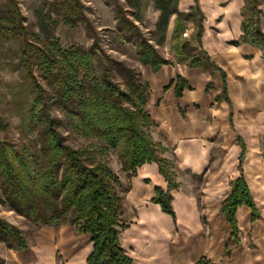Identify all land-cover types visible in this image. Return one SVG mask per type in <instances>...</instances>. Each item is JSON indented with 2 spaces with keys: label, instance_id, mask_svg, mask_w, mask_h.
Wrapping results in <instances>:
<instances>
[{
  "label": "trees",
  "instance_id": "obj_1",
  "mask_svg": "<svg viewBox=\"0 0 264 264\" xmlns=\"http://www.w3.org/2000/svg\"><path fill=\"white\" fill-rule=\"evenodd\" d=\"M153 1L158 16L151 38L137 24L144 18L148 0H124L128 9L118 1H110L116 9L117 38L135 45L137 60L155 69L171 62L156 45L165 43L170 19L176 15L175 55L192 56L191 63L196 66H214L208 53L181 39L187 23L192 22L197 27L194 37L200 41L204 28L200 6L181 11L179 0ZM254 1L246 0L242 8V41L259 46L264 52L252 21ZM38 20L43 38L37 33L33 36L44 46L37 47L25 40L15 54L30 80L22 126L32 133L29 142L18 144L2 137L10 130V122L0 113V203L27 218L35 227L68 224L77 232L91 234L93 251L87 264H131L132 259L120 242V233L129 225L124 218V185L108 159L98 154L116 151L121 171L128 178L143 164L157 162L168 189L157 188L153 201L175 217L171 193L177 187L175 164L163 157L168 149L152 136L155 123L147 110L150 85L139 68L113 58L98 41L90 47L66 48L58 40L51 41L50 27L60 20L71 26L88 21L79 1L60 20L41 8ZM4 24L18 27L15 17H0V37ZM31 52L35 53L36 62L32 61ZM35 64L49 89L37 78ZM50 104L63 111L73 131L97 140L98 144L94 148H78L68 143L59 129L60 119L50 112ZM241 204L252 207L254 217L258 215L243 176L234 181L223 207L234 232H237L236 211ZM0 242L14 249L28 246L23 230L2 216ZM0 264H5L1 257ZM196 264L212 263L202 258Z\"/></svg>",
  "mask_w": 264,
  "mask_h": 264
},
{
  "label": "crops",
  "instance_id": "obj_2",
  "mask_svg": "<svg viewBox=\"0 0 264 264\" xmlns=\"http://www.w3.org/2000/svg\"><path fill=\"white\" fill-rule=\"evenodd\" d=\"M245 3L178 1L181 11L200 6L201 39L194 37L192 22L185 39L208 53L214 66L193 65L192 56L179 58L173 49L163 54L171 62L157 69L135 65L150 85L152 136L168 149L163 157L175 164L177 187L171 191L173 217L153 201L157 188L168 189L157 162L143 164L130 178L116 170L127 188L122 195L129 225L120 242L131 264H196L202 258L212 264H264V52L242 41ZM175 20L173 15L167 30L172 43ZM241 176L258 215L239 205L234 232L223 207ZM23 232L24 249L0 242L5 264H87L93 251L91 234L68 224Z\"/></svg>",
  "mask_w": 264,
  "mask_h": 264
},
{
  "label": "rangeland",
  "instance_id": "obj_3",
  "mask_svg": "<svg viewBox=\"0 0 264 264\" xmlns=\"http://www.w3.org/2000/svg\"><path fill=\"white\" fill-rule=\"evenodd\" d=\"M76 1H79L82 5V11L88 21H79L75 26H71L60 20V16L66 14L69 11V7L76 4ZM110 1L112 0H0V17H15L18 23V27L12 24H4V31L0 37V113L10 122V130L3 134L2 137L18 144L27 143L32 138V133L22 128L23 116H25L27 111L30 80L27 78L15 54L25 40L37 47L44 46L42 42L33 36V34L37 33L43 38L38 20V11L41 8L44 9L45 13H49L52 18L60 20L56 25L50 27L51 41L58 40L61 46L65 48L71 45L90 47L94 42L98 41L99 45L110 56L123 60L135 67L138 62L136 47L132 43H126L117 38L116 28L118 21L116 19V9L114 3ZM113 1H118L125 7L124 9H128L124 4V0ZM254 6L255 11L252 21L254 28L257 30L258 38L261 44L264 45V0H255ZM143 14V20L137 21V24L144 35L147 38H151V32L155 28V21L158 16L153 0H148ZM128 16L133 19L130 14ZM181 38L186 40L183 34ZM151 42L155 43L153 40ZM174 45L175 42L172 43L170 39H167L163 45H156V48L163 55L169 49L172 51ZM30 55H33L32 61L36 62L35 53L31 52ZM34 69L40 83L44 88L49 89L36 64ZM49 109L52 115L60 119L59 129L72 146L94 148L98 144L97 140L86 138L82 134L73 131L67 125V119L63 111L56 105L50 104ZM98 157L108 159L111 166L115 170L120 171L121 165L116 151L112 150L108 154L103 155L98 154ZM9 211L10 209L7 206L0 203V216L8 221L17 219V223L10 222L27 232L35 228V224L24 216L17 214L13 210L12 212ZM17 215L20 217H17Z\"/></svg>",
  "mask_w": 264,
  "mask_h": 264
},
{
  "label": "built area",
  "instance_id": "obj_4",
  "mask_svg": "<svg viewBox=\"0 0 264 264\" xmlns=\"http://www.w3.org/2000/svg\"><path fill=\"white\" fill-rule=\"evenodd\" d=\"M188 35V30H185L184 33H183V36H187Z\"/></svg>",
  "mask_w": 264,
  "mask_h": 264
}]
</instances>
